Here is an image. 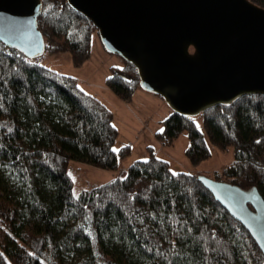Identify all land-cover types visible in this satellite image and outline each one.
I'll use <instances>...</instances> for the list:
<instances>
[{"label": "trees", "instance_id": "1", "mask_svg": "<svg viewBox=\"0 0 264 264\" xmlns=\"http://www.w3.org/2000/svg\"><path fill=\"white\" fill-rule=\"evenodd\" d=\"M249 1L264 8V0ZM40 2L43 53L67 52L81 66L96 30L66 0ZM37 57L0 42V264H264L245 229L198 180L255 187L264 201V95L203 110L196 117L204 134L194 117L170 111L162 121L157 135L165 143L186 131L192 165L210 155L207 143L231 147V161L211 175L172 172L149 153L73 191L70 161L115 169L129 146L113 152L111 111ZM122 62L109 67L105 84L128 101L138 77Z\"/></svg>", "mask_w": 264, "mask_h": 264}, {"label": "water", "instance_id": "2", "mask_svg": "<svg viewBox=\"0 0 264 264\" xmlns=\"http://www.w3.org/2000/svg\"><path fill=\"white\" fill-rule=\"evenodd\" d=\"M103 48L136 70L138 87L171 112L195 117L249 94L264 95V8L249 0H66ZM40 0H0V42L26 58L43 53ZM201 185L264 255V201L255 187L199 175Z\"/></svg>", "mask_w": 264, "mask_h": 264}, {"label": "rangeland", "instance_id": "3", "mask_svg": "<svg viewBox=\"0 0 264 264\" xmlns=\"http://www.w3.org/2000/svg\"><path fill=\"white\" fill-rule=\"evenodd\" d=\"M38 63L58 73L74 77L78 86L95 96L112 113V124L117 130L113 149L128 145L127 156L118 161L115 169H102L78 161L69 162V172L73 191L88 188L104 182L122 172L133 160L145 159L149 153L168 162L172 172L200 171L211 175L213 171L228 164L232 159V149H218L207 143L210 155L196 165L189 163L185 155L186 131H180L169 143L158 138L162 121L170 113L163 99L153 93L136 88L128 101L116 96L105 84L109 67L122 66L119 56L107 52L101 45L98 35L93 32L90 38L89 58L81 66H73L67 52L48 54L36 59ZM197 128L204 134L199 117H194Z\"/></svg>", "mask_w": 264, "mask_h": 264}, {"label": "snow or ice", "instance_id": "4", "mask_svg": "<svg viewBox=\"0 0 264 264\" xmlns=\"http://www.w3.org/2000/svg\"><path fill=\"white\" fill-rule=\"evenodd\" d=\"M161 131H163V130L161 129ZM258 142H259V141H258ZM112 151H113V152H117V151H119V150L114 148V149H112ZM173 174L175 175V173H173Z\"/></svg>", "mask_w": 264, "mask_h": 264}]
</instances>
